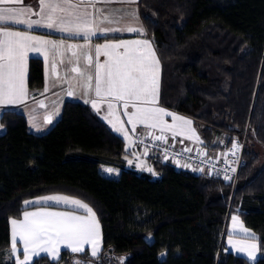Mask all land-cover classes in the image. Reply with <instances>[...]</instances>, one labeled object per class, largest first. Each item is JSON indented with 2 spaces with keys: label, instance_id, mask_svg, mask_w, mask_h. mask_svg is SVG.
Masks as SVG:
<instances>
[{
  "label": "trees",
  "instance_id": "1",
  "mask_svg": "<svg viewBox=\"0 0 264 264\" xmlns=\"http://www.w3.org/2000/svg\"><path fill=\"white\" fill-rule=\"evenodd\" d=\"M139 8L162 66L160 104L191 118L210 151L247 137L235 188L159 156L148 157L157 176L128 168L125 140L88 103L67 100L42 134L7 107L0 264H13L5 261L10 220L22 216L27 199L52 193L93 208L102 253L64 249L57 260L41 255L32 264H264V0H139ZM43 82V60L32 57L29 86ZM232 213L257 234L263 254L255 262L226 248Z\"/></svg>",
  "mask_w": 264,
  "mask_h": 264
},
{
  "label": "snow or ice",
  "instance_id": "2",
  "mask_svg": "<svg viewBox=\"0 0 264 264\" xmlns=\"http://www.w3.org/2000/svg\"><path fill=\"white\" fill-rule=\"evenodd\" d=\"M114 3L136 4L137 0H39V7L35 11L31 6H24L23 0H0V107L23 103L28 99L26 72L29 53H37L44 57L46 63L45 92L49 90L47 83L49 45L54 54L61 56L60 63H64V53L59 51L65 47L64 40L53 41L31 35L30 31L34 28L42 27L65 33L67 38H82L87 43L97 36L107 39V33L127 31L143 35L144 29L139 26L101 27L104 24L119 23L125 16L138 20L135 11L126 12L119 8L97 7L98 4ZM6 5H20V7H6ZM31 15H36L39 19L32 20L29 18ZM13 25H25L29 31L12 30ZM83 47L84 45L77 44L66 45L71 56L76 58V63L66 71L76 73L81 77L85 75V71L78 66L79 56L76 49ZM101 56L105 58L103 61L100 60ZM84 58L88 67L94 65V77L92 74L87 75V83L83 85L84 94L87 95L88 91L93 89L94 80L96 97L106 96L122 102L124 115L128 116V123L132 124L133 132L137 124H140L159 129L161 133L171 131L175 139L176 135L183 134L182 130L177 131L179 126L176 121H181L185 125L192 124L191 120L155 106L158 104L160 61L149 40H119L96 44L95 59L91 51L84 53ZM68 63L73 62L69 60ZM57 68L58 65L53 60L51 63L53 76L60 83L66 82L67 77L61 78ZM67 94L71 96L73 92L69 91ZM33 99H35L34 96ZM89 102L94 109L97 108L95 100L85 101V103ZM37 103L45 107L42 101H37ZM129 107L133 109L132 112L127 111ZM108 108L111 110L113 104L109 103ZM165 117H171L173 123L169 124ZM45 119L47 123L52 122L51 117ZM113 127L115 131H121V128L115 125ZM189 131L192 135L187 138L191 139L195 136L197 140L199 139L194 129H189ZM149 135L151 136L152 133L150 132ZM125 139H128L126 132ZM154 139L164 142L167 137L161 134L155 136ZM139 142L143 143V141ZM236 147L238 145L234 143L233 148ZM198 170L204 171L202 168ZM104 171L112 173L114 169L108 168ZM224 178L230 179L228 176ZM42 202L43 204L48 202L72 204L83 209L86 215L41 210L24 211L23 219H11L9 259L13 264H30L31 258L38 257L41 252L56 259L60 245H64L72 253H82L85 251V245H91V256H99L101 244L99 225L95 219V213L87 204L65 196H43L34 201L26 200L24 204L26 206L42 205ZM232 219L236 222L238 218L233 216ZM244 231L247 232V229ZM17 240L23 245L22 251L17 248ZM241 250L247 251L249 260L256 261L257 245L252 244L246 249H238V251ZM21 255L23 259L20 258ZM75 264H82V262L77 260Z\"/></svg>",
  "mask_w": 264,
  "mask_h": 264
},
{
  "label": "crops",
  "instance_id": "3",
  "mask_svg": "<svg viewBox=\"0 0 264 264\" xmlns=\"http://www.w3.org/2000/svg\"><path fill=\"white\" fill-rule=\"evenodd\" d=\"M23 5L24 6H31L33 10H37L39 7V0H23ZM6 7H20V5H6ZM97 7H106L109 9L112 8H119L123 9L126 12H132L135 11L138 15V20H132L130 17L125 16L123 20H121L119 23L116 24H104L101 25V27H120V28H125L127 26H133V27H142L144 29V34L143 35H138L136 33H130L127 31H121V32H114V33H107V39L102 38L100 36L92 38L90 43L85 42L82 38H67V35L65 33L61 32H56L54 30H49L47 28H34V30L30 31L31 35L35 36H40L43 37L44 39L47 40H53V41H60L64 40L65 47L61 48L59 51L63 52V59L64 63L61 64V56L59 54H54L53 50L51 49V46H48V62H47V83H48V91L45 92V82H46V63L44 60V57L40 54L37 53H29L28 58H27V72H26V84H27V89L29 92V97L26 99L23 103H17L15 105H7L0 107V134L5 131V127L1 123V115L2 112L5 108L11 107V108H16L19 111L23 112L28 119L29 123V128L38 134H42L47 132L55 123L56 121L60 118L63 106L67 100H77L84 102L86 100L92 101L95 100L97 102V108L95 110L100 114V116L104 119V121L114 130L113 125L117 128H121L120 132L115 131L117 134H119L126 143V149H127V167L132 168L138 172H149L153 173L155 176H157L154 172L153 164L150 162L149 158L145 155H143L137 148L135 142H134V135L138 131H159V129H152L149 127H146L144 125L137 124L135 132L132 131V124L128 123V116L124 115V109L122 107V102H117L111 97H106V96H101V97H96L95 92H94V80H93V89L88 91V94L85 95V88L83 87L84 84L87 83V75L92 74L94 77V65L92 67L87 66V61L84 58V53L91 51V54L93 56V59H95V45L96 44H103L106 42H114V41H119V40H135V39H147L151 42L153 49L156 52V55L160 61V58L158 56L156 47L154 45L153 40L148 36L147 30L145 28V25L142 21L141 13H140V8H139V0H137L136 4H120V3H114V4H108V5H103V4H98ZM32 20L39 19L38 16L36 15H31L29 17ZM98 23V22H97ZM12 30H18V31H29L25 25H13ZM67 44H77V45H84L83 48L81 49H76L78 56H79V63L78 66L85 71V75L81 77L80 75L76 73H72L70 71H66V69H69L70 67L73 66V64L76 63V58L71 56V52L66 49ZM32 57H38L43 60L44 63V82L43 86L39 89L32 90L29 86V70H30V59ZM105 58L103 56L100 57V60L103 61ZM55 60L58 68L57 71L59 73V76L61 78L67 77L66 82L60 83L56 77L53 76L52 74V69H51V63L52 61ZM72 60V64H69L68 61ZM161 77H162V66L160 62V70L158 74L159 78V90H158V104L155 106L162 107L166 109L169 112H172L176 114L177 116L184 117L188 120L192 121L191 125H185L181 121H176V124L179 126L177 128V131L180 132L182 130L183 134L182 135H177L181 139L186 140L189 143L192 144H198V142L202 143V135L199 131V128L196 127L194 121L185 116L182 115L178 112H175L169 108H166L160 104V91H161ZM55 85V86H54ZM69 91L73 92V95L69 96L67 93ZM43 93V95H40ZM33 96L35 99H33ZM37 101H42L45 107H41ZM112 103L113 108L110 110L108 108V104ZM88 104H91L89 102ZM128 112H132L133 109L129 107L127 109ZM46 117H51L52 122L47 123ZM165 120L171 124L173 123L171 117H165ZM189 129H194L196 136L199 137L197 140L196 137H192L191 139L187 138L188 136H191L192 133L189 131ZM125 132L128 136V139H125ZM165 133L169 135H173L171 131H165ZM151 169V171H149ZM46 195H55V196H66L69 197L70 199H76L84 204H87L92 211L95 213V219L98 222L99 225V231H100V249H99V255L102 253L103 245H102V227L100 220L96 214V212L93 210V208L85 201L69 196L66 194L62 193H52V194H46ZM45 196V195H40L36 196L30 199H27L29 201H34L37 198ZM28 208L25 211L29 212H34V211H41V210H47V211H57V212H73L76 215H86L85 211L83 209L77 208V206L72 205V204H55L52 202H48L47 204L42 205H27ZM236 216L238 219L236 222L233 221L232 217ZM12 219H23V214L20 218H12ZM244 229H247V232L244 231ZM254 237V238H253ZM10 238H11V225H10ZM229 238V239H228ZM228 240V242H227ZM255 244L257 245L258 250L256 251V256L257 259L263 254L260 245H259V240L257 238V234L249 227L245 225L241 217L237 213H232L230 215V218L228 220V225H227V232H226V237H225V245L226 248L230 251H233L237 254L244 255L245 257L248 258L247 251H238V249H246L247 246ZM17 248L22 251L23 245L22 243L17 240ZM68 249L64 245L59 246V252L57 255L56 259H53L52 256L41 252L39 256L41 255H48L51 259L57 260L61 257L62 250ZM89 250L91 253V245H85V251ZM70 250V249H68ZM11 251L10 249L7 251L5 254V261L6 262H12L11 259H9V253ZM71 251V250H70ZM38 256V257H39ZM21 259H23V256H20ZM37 258V256H33L30 260V264L33 263V261ZM256 259V260H257ZM253 262V261H252Z\"/></svg>",
  "mask_w": 264,
  "mask_h": 264
},
{
  "label": "built area",
  "instance_id": "4",
  "mask_svg": "<svg viewBox=\"0 0 264 264\" xmlns=\"http://www.w3.org/2000/svg\"><path fill=\"white\" fill-rule=\"evenodd\" d=\"M152 133L150 136L149 133ZM163 134L167 137L166 141H157L155 136ZM245 137L243 140H235L224 151H210L206 149L201 142L192 144L177 135L161 133L160 131H138L134 135V142L138 150L145 156H159L164 162H171L179 169L191 170L197 173H207L217 175L225 181L231 182L234 188L237 184L239 172L244 164V151L246 147ZM139 141H143L140 143ZM238 147L233 148V144ZM190 149L191 151H187ZM187 165V166H185ZM204 169L203 172L198 169ZM228 176L230 179H225ZM82 261V260H80ZM92 264H95L92 262Z\"/></svg>",
  "mask_w": 264,
  "mask_h": 264
},
{
  "label": "rangeland",
  "instance_id": "5",
  "mask_svg": "<svg viewBox=\"0 0 264 264\" xmlns=\"http://www.w3.org/2000/svg\"><path fill=\"white\" fill-rule=\"evenodd\" d=\"M200 131V130H199ZM45 196H55V195H45ZM61 196H63V195H61ZM41 197H43V196H41ZM66 197V196H65ZM38 199V198H37ZM52 203H54V202H52ZM226 231H227V229H226ZM229 239V238H228ZM227 242H228V240H227ZM124 260H125V258H118V259H116V262H117V264H122L123 262H124ZM88 264H90V263H88Z\"/></svg>",
  "mask_w": 264,
  "mask_h": 264
}]
</instances>
